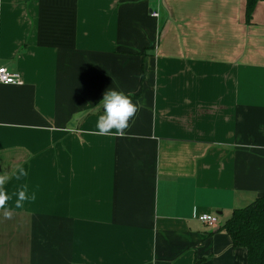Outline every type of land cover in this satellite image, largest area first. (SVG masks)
<instances>
[{
    "label": "crops",
    "instance_id": "crops-1",
    "mask_svg": "<svg viewBox=\"0 0 264 264\" xmlns=\"http://www.w3.org/2000/svg\"><path fill=\"white\" fill-rule=\"evenodd\" d=\"M1 66L3 190L35 200L0 264H247L223 225L264 196V0H0ZM113 88L139 110L101 136Z\"/></svg>",
    "mask_w": 264,
    "mask_h": 264
},
{
    "label": "clouds",
    "instance_id": "clouds-1",
    "mask_svg": "<svg viewBox=\"0 0 264 264\" xmlns=\"http://www.w3.org/2000/svg\"><path fill=\"white\" fill-rule=\"evenodd\" d=\"M95 110L100 112L95 127L97 134L101 136H123L125 129L129 127L130 120L138 112V102L134 103L131 94L115 88L104 92L103 98L95 106ZM9 178L0 175V210L5 215H9L11 209L8 202L12 199V195L16 197L15 208H20L23 203L28 200H35V194H28L27 186H22L16 193L10 195L3 190V186Z\"/></svg>",
    "mask_w": 264,
    "mask_h": 264
},
{
    "label": "trees",
    "instance_id": "trees-1",
    "mask_svg": "<svg viewBox=\"0 0 264 264\" xmlns=\"http://www.w3.org/2000/svg\"><path fill=\"white\" fill-rule=\"evenodd\" d=\"M262 0H247V16L252 17L255 6ZM223 228L234 247L247 252V264H264V196L247 205L236 207Z\"/></svg>",
    "mask_w": 264,
    "mask_h": 264
},
{
    "label": "built area",
    "instance_id": "built-area-1",
    "mask_svg": "<svg viewBox=\"0 0 264 264\" xmlns=\"http://www.w3.org/2000/svg\"><path fill=\"white\" fill-rule=\"evenodd\" d=\"M154 15H158L154 13ZM23 80L18 72L13 71L7 66L0 67V84H22ZM200 221L213 225L218 219L214 215L203 214L199 217Z\"/></svg>",
    "mask_w": 264,
    "mask_h": 264
}]
</instances>
